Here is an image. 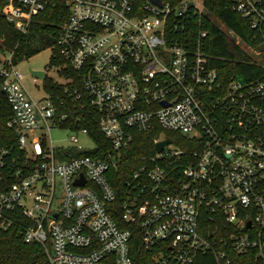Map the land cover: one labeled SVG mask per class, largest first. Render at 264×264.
<instances>
[{"label": "built area", "instance_id": "obj_1", "mask_svg": "<svg viewBox=\"0 0 264 264\" xmlns=\"http://www.w3.org/2000/svg\"><path fill=\"white\" fill-rule=\"evenodd\" d=\"M1 1L21 33L55 5ZM60 1L67 15L56 47L80 74L81 92L62 78L61 97L41 86L44 96L34 99L18 64L0 55V88L12 111L7 126L17 133L15 144L0 149V229L21 221L24 242L40 245L49 264H132V231L109 212L117 195L107 174L134 132L157 125L194 145L185 154L159 138L155 144H170L125 182L121 219L137 227L143 249L158 264H194L200 253L228 264L219 246L264 264V76L219 80L205 53L207 31L190 25L201 14L193 1ZM231 5L264 46V0ZM82 122L97 124L109 144L104 157L76 154L97 147L87 127L72 128ZM52 129L68 134L65 144L52 145ZM206 217L214 230L204 236Z\"/></svg>", "mask_w": 264, "mask_h": 264}, {"label": "trees", "instance_id": "obj_2", "mask_svg": "<svg viewBox=\"0 0 264 264\" xmlns=\"http://www.w3.org/2000/svg\"><path fill=\"white\" fill-rule=\"evenodd\" d=\"M203 11L195 16L190 24L197 32L200 28L208 33L205 40V53L211 68L217 71L219 80L223 84L230 81L242 83H255L264 76L263 62L257 64L250 56L243 52L239 45L235 44L231 33L246 46L262 49L264 58L263 40L256 34L247 21L241 18L232 10L231 0H201ZM55 5H50L44 11L36 14L26 33L19 32L9 23L1 13L2 1L0 2V53L11 56L12 63L17 65L22 61L39 54L45 49H51L49 67L57 68V74L61 78H72L75 80L73 88L82 91L80 74L71 69L68 64L58 55L56 37L61 22L67 15V8L60 0H54ZM213 19L214 21L210 20ZM198 20L200 22L198 23ZM1 82V80H0ZM42 86L48 93L60 96L63 92V85H59L53 78L45 76ZM68 86V85H67ZM77 113L78 110H77ZM84 115L89 114L87 106ZM94 115L93 110L90 112ZM12 116L11 107L0 88V149L15 144L17 133L7 126ZM86 118V117H85ZM87 127L89 133L96 143L93 151H83L77 155H86L93 158H102L109 150V144L101 134L97 124L86 125L82 122L73 129ZM162 130L156 125L145 132H134L133 140L129 148L119 153L118 162L115 168L108 171L109 184L114 189L117 200L109 206V212L117 224L132 231L129 254L132 264H158L155 259V252H147L141 245L139 230L136 226L123 222L121 219L120 198L125 189V182L131 181L132 175L147 165L148 159L155 155V142L159 139ZM166 137L185 154H190L193 148V140L179 133L164 132ZM180 168V167H179ZM177 167L176 169L179 170ZM1 190V189H0ZM21 221L8 227L0 229V264H49L47 255L43 248L35 243L28 244L23 240L20 232ZM214 230V225L207 217L203 219L202 230ZM219 233L218 236H220ZM218 250L227 253L228 264H259L253 254H236L228 247H218ZM194 264H217L212 253H200L197 255Z\"/></svg>", "mask_w": 264, "mask_h": 264}, {"label": "rangeland", "instance_id": "obj_3", "mask_svg": "<svg viewBox=\"0 0 264 264\" xmlns=\"http://www.w3.org/2000/svg\"><path fill=\"white\" fill-rule=\"evenodd\" d=\"M196 3L198 6V9L200 12L203 11L202 1L201 0H190ZM214 21L212 18L210 19ZM231 38L234 39L235 44L239 45V47L243 50L244 53H246L250 58L256 62L257 64H260L263 62L264 64V58H263V51L262 49L252 48L245 46L243 43H241L237 38H234L231 33H228ZM259 53V54H258ZM0 55H3L0 53ZM6 56V54L4 55ZM51 56V49H45L41 51L39 54L31 57L28 60L22 61L17 65V69L22 73L23 75V86L29 93V95L34 99H39L44 96V92L41 89L42 82L35 80V77H33L29 72L28 68H31L32 70L36 71H43L44 74L48 77L53 78L56 82L64 83L63 79L60 78L57 73L56 69H48L49 60ZM35 85L38 86V90L35 88ZM165 135L162 133L160 134L159 138H163ZM68 137V134L65 131L55 130L52 129L50 133V141L53 146H59L65 144V141ZM81 145L83 147H91V144L85 141L84 139L80 140Z\"/></svg>", "mask_w": 264, "mask_h": 264}, {"label": "water", "instance_id": "obj_4", "mask_svg": "<svg viewBox=\"0 0 264 264\" xmlns=\"http://www.w3.org/2000/svg\"><path fill=\"white\" fill-rule=\"evenodd\" d=\"M28 72L33 77H35L36 79H38L39 81H42L43 78H44V72L43 71H36V70H32L31 68H28ZM169 144H170V140L169 139H165L163 141L157 142L155 144V151H156V153H160L164 149V147H166ZM77 184L83 185L84 184V181L83 182H78Z\"/></svg>", "mask_w": 264, "mask_h": 264}]
</instances>
